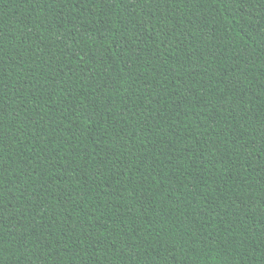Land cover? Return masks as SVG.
I'll use <instances>...</instances> for the list:
<instances>
[{
    "label": "trees",
    "instance_id": "trees-1",
    "mask_svg": "<svg viewBox=\"0 0 264 264\" xmlns=\"http://www.w3.org/2000/svg\"><path fill=\"white\" fill-rule=\"evenodd\" d=\"M0 264H264V0H0Z\"/></svg>",
    "mask_w": 264,
    "mask_h": 264
}]
</instances>
